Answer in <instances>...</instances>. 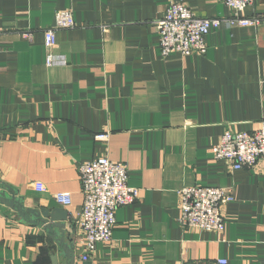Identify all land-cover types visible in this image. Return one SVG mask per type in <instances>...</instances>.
<instances>
[{
  "label": "crops",
  "instance_id": "0c3cea01",
  "mask_svg": "<svg viewBox=\"0 0 264 264\" xmlns=\"http://www.w3.org/2000/svg\"><path fill=\"white\" fill-rule=\"evenodd\" d=\"M172 2L232 16L218 0H0V185L25 208L68 214L74 264H264V162L234 171L212 153L226 130L264 122V0L245 13L260 25L212 32L203 55L163 57L156 22ZM65 10L76 27L57 31L64 64L48 67L43 33ZM99 157L128 165L138 197L83 262L79 166ZM194 186L233 191L223 234L179 226L181 191ZM61 253L0 204V264H65Z\"/></svg>",
  "mask_w": 264,
  "mask_h": 264
},
{
  "label": "built area",
  "instance_id": "2783aa9c",
  "mask_svg": "<svg viewBox=\"0 0 264 264\" xmlns=\"http://www.w3.org/2000/svg\"><path fill=\"white\" fill-rule=\"evenodd\" d=\"M225 5L232 16L227 18H200L186 4L172 2L164 16L156 22L160 36V52L163 57L180 54L189 57L203 55L208 49L207 37L223 27H256L263 18L246 17V11L257 0H218ZM76 27L71 10L59 11L55 15V25L44 31L47 50V66L64 64L55 54L57 31ZM29 40L33 34L25 33ZM106 140L107 136H97ZM217 161L228 163L234 171L253 168L259 161L264 162V122L253 132L226 130L220 142L212 150ZM83 208L76 225L82 233L79 245L83 250L81 260L88 261L99 243L112 241L116 225V212L119 208L131 205L138 197V191L129 185V168L126 163L113 162L107 157H99L79 166ZM37 191L45 187L36 183ZM55 200L64 206L71 204V196L61 193ZM234 201L232 190L225 188L194 186L181 191V216L178 220L183 230L223 234L226 218L223 208ZM219 264H227L219 260Z\"/></svg>",
  "mask_w": 264,
  "mask_h": 264
},
{
  "label": "water",
  "instance_id": "95a60500",
  "mask_svg": "<svg viewBox=\"0 0 264 264\" xmlns=\"http://www.w3.org/2000/svg\"><path fill=\"white\" fill-rule=\"evenodd\" d=\"M0 204L11 209L17 214L22 222L42 227L48 238L55 242L65 256V264H74L73 254L74 238L69 237L66 231L68 214L62 209L53 210H33L25 208L24 199L17 195V192L8 186L0 185ZM66 240L70 242L68 246ZM53 264L57 263V258L52 259Z\"/></svg>",
  "mask_w": 264,
  "mask_h": 264
}]
</instances>
